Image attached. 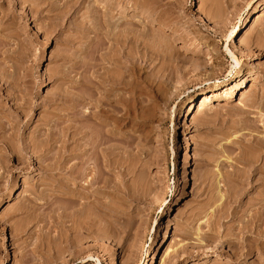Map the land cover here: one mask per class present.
I'll use <instances>...</instances> for the list:
<instances>
[{
	"label": "rangeland",
	"instance_id": "1",
	"mask_svg": "<svg viewBox=\"0 0 264 264\" xmlns=\"http://www.w3.org/2000/svg\"><path fill=\"white\" fill-rule=\"evenodd\" d=\"M45 1L0 0V123L8 124L6 120H12L9 112L11 109H24L28 116L24 118L21 128H16V132L19 133L15 135H22L25 144H33L37 139L36 136L45 133V128L49 124L47 121L51 118L55 123L58 121L57 123L62 127L74 124L71 121L73 117L78 116L76 111H80L79 115L82 111H90L92 105L89 106V103L93 101L87 100L86 108L81 102L84 97L88 98V95L92 94L93 82L88 80H94L93 75L98 77V73L103 75L104 70L100 67L105 66L106 61L102 63L100 60L106 53L100 51L101 56L104 55L101 58L97 51L99 47L97 45L102 41L100 38V41H97L100 33L106 29L111 32L116 28H119V31L120 28L124 31L125 27L138 28L136 31L131 28L128 31L131 34L135 33L136 35H133L136 37L140 33L145 34L139 37L145 39L144 41L147 40L142 42L144 45L148 44L149 48H151L150 44L155 45L158 41H161V45H165L166 48L162 46L160 48L158 43L155 47L152 46L154 50L151 51L146 46L147 51L142 42L138 41L141 39L135 37V42H138L135 47L140 45L142 47L138 48H143L142 50L147 53H141L147 62L144 59H139L140 61L137 59L139 62H136L139 65H136V68H140V71H135L138 72L136 81L137 79L140 81H137V86L140 89L142 85L146 86L149 91L147 90V94L146 87L138 90L139 96L137 93L136 99H139L134 102L137 106H133V111L137 110L135 113L138 115L139 112V115L134 114L129 118L124 116L122 121L117 123L119 128L117 127L116 131L120 130L119 133H115L111 141L105 145L111 147L115 160L123 158V161L116 162L117 165L122 162L120 166L118 165L120 171L128 170L129 172L124 171L125 175H129L132 169L133 172L129 177L128 175L127 178L123 177L124 180L121 178L124 172L119 178L114 176L117 186L123 188L121 191L117 187L116 196L113 195L114 198L109 200V202L113 200L114 206H110L111 203L108 205L109 202L105 203L107 194L103 195V193L107 192L101 189L103 191L100 192L101 202L99 199L98 201L105 210L101 206L97 208L99 210L101 207L105 213L101 211L102 209L99 210L100 214L99 211L92 210L96 206V202H93L96 198L90 197L91 200H85L89 202L87 209L84 206L85 211H93L92 214L97 212L101 221L96 214L94 215L97 218L94 216L96 218L94 219L91 212L88 216L89 214L83 212L84 209L80 215L85 213L89 219L92 217L96 220L95 227L98 225L96 222L100 221L99 224L101 222L102 224L95 230L91 227L95 232L93 235L82 231L80 235L82 238L76 239V244L72 247L67 248L61 233L68 235V238L72 234L69 238L72 239L77 238L80 231L75 230L77 224L75 226V222L73 223L68 216L67 219L65 216L61 217L66 223L60 217L58 218L64 223L58 220L57 214L64 204L60 206V203L55 201L53 206L47 208L43 202L37 201L40 205L36 206L37 215L35 217L32 214L30 219L25 218L23 213H17L22 207L19 205H22L26 199L24 203L28 205V199H34L31 197L38 196V193L47 196L52 194L55 184L50 182L46 171L40 172L34 165L29 169L25 166H19L18 169V160L10 158L14 155L20 156L17 153L11 155L2 151L0 142V154L4 157L0 158V168L2 167L0 179L3 180H0V188L2 186L4 189L0 190L3 193H0V264H44L46 260L47 264L49 262L51 264H261L263 257L257 252L242 263H235L229 258L232 257L230 255L232 248L226 245V241L235 237L234 234L238 233L237 226L242 221L247 222L255 212L261 211L258 206L261 202L259 199L264 200V184H261L264 181L262 178L264 177V16L252 28L249 39L243 38L257 14H264V0ZM49 9L53 11L50 13ZM35 10L38 12L36 13ZM106 10L112 11V14L110 12L109 15L103 14ZM110 14L115 18L109 19ZM99 21L103 22L99 24ZM130 21L135 27L127 26ZM124 22L127 24L125 25ZM119 24L123 25L119 26ZM100 26H105L106 29L103 30L104 27ZM236 28H239V39L229 43L230 35ZM139 29L144 31L139 32L141 31ZM117 30L114 31L118 32ZM227 44L231 45V50L236 53L240 65H237L225 51ZM157 46L160 50L163 48V52L169 49L171 54L168 53L169 56L163 59L167 50L165 54L161 51L160 56H163L160 57L157 54V51L160 52ZM205 46H213L218 53L214 56L205 54L203 52ZM125 48L128 53V49ZM129 50L132 52L131 50L134 49L129 48ZM135 51L133 56L139 55L140 52L137 54ZM150 52L151 55L154 53L151 59ZM191 62L201 65L199 68V65L194 64L199 70L194 69L195 66ZM95 63L101 65L96 66ZM84 66L89 70L87 71ZM191 68L194 70L191 71ZM93 70L98 73L92 74L95 72ZM239 70L241 73L237 74ZM181 72L182 74L185 72L186 76L184 74L183 77ZM247 72L250 76L245 77L244 74ZM157 73L164 77L162 81L156 78L159 77ZM84 75L89 77L86 79L89 83H85ZM243 77L247 80L246 88H243L239 94L236 92L230 103H226L223 97L233 88L234 80ZM221 83H224L225 87L219 103L217 99H213V103L204 110L190 115L189 103ZM82 85L86 86L82 87ZM83 91L87 94L83 95ZM146 94L152 97L147 99L152 104L146 101L145 98H148ZM26 102L30 103L29 105L33 104L29 106ZM217 104L221 105L217 106ZM34 105L35 111H32ZM121 114H116V117H121L118 116ZM55 116H61L59 119L62 122L56 120ZM114 117L112 116V120ZM52 122L49 126H52ZM23 126L25 133L22 132ZM37 132L39 134H36ZM33 137L35 140L32 139ZM89 137L86 139L88 140ZM86 139L84 141H87ZM124 156L127 158L126 161ZM4 160H7L6 165L2 163L5 162ZM123 164H126V168ZM122 165L124 169L121 168ZM84 167L88 168L87 165ZM260 178L263 180L261 181ZM123 185H126V190ZM81 186L82 189L80 186L77 187L81 190L76 189L77 192H85L86 195L92 192V188ZM259 192L263 194L260 195ZM125 195L133 197L129 199ZM123 197L127 198L124 199L126 203L121 200ZM52 198L54 196L50 197L51 201H54ZM104 204L115 210L113 211V218L115 217L113 222L114 220L115 222L111 226L106 225L108 223L104 221V214L107 213ZM11 209L12 212L15 209L17 215L15 212L13 214ZM222 210L224 213L221 212ZM236 211L239 214L237 212L238 216L235 217L232 213L235 214ZM11 213L14 217L9 215ZM126 215H129L128 219L135 216L134 220H136V226L133 227L130 236L125 233ZM34 219L36 221L32 223ZM84 219L87 218L82 220ZM25 222H28L26 223L28 227ZM15 224L16 227L25 225V229L27 227L25 233L28 234L18 233L19 238H16L18 234L12 232L14 229L11 230ZM71 224H74L73 229L75 228L76 232L72 230ZM107 228L109 231L106 233ZM69 229L74 232L67 234ZM97 230L106 231L103 233ZM229 231L234 237H231ZM12 233L16 235L13 236ZM226 233L227 237L230 236L228 239ZM39 238L45 240L46 245ZM36 241H40L43 245ZM36 243L40 244V247L36 246ZM59 248L63 250H60V253L57 251ZM166 249H169L167 253H165ZM50 253L52 257L58 259L48 256ZM25 258L27 262H24Z\"/></svg>",
	"mask_w": 264,
	"mask_h": 264
},
{
	"label": "bare ground",
	"instance_id": "2",
	"mask_svg": "<svg viewBox=\"0 0 264 264\" xmlns=\"http://www.w3.org/2000/svg\"><path fill=\"white\" fill-rule=\"evenodd\" d=\"M51 6H52V4H51ZM54 8H55V6H54ZM38 10H35L36 13L38 12ZM52 11L50 10V13ZM47 12H49V11H47ZM109 12L111 13L112 11H109ZM109 12L106 10L105 13H103V14L107 15ZM111 14H110L109 19L110 18H115V17H112ZM105 15H102V16L105 17ZM257 15L258 16H256V18L253 21L252 25L247 29V31H245L244 36H243L244 40H245V38L246 39H249V34H250L252 28L264 16V14H261V15L257 14ZM105 18H107V17H105ZM124 19L125 18H123V20ZM111 20L113 21L114 19H111ZM100 22L101 21H99V24H100ZM113 24H115V22ZM126 24H127V22L125 23V25ZM133 24L131 25V21H130V23H128L127 26L128 25L134 26ZM121 25H123V24H121ZM121 25L119 24V26H121ZM119 26H117V27H119ZM136 26H140V25H136ZM100 27L101 28L104 27L103 30L106 29L105 26H100ZM110 27H107V28L109 29ZM115 27H116V25H115ZM130 28L132 29V27H130ZM130 28L125 27V28H123V29H125L124 31H122V28H120L121 29L120 31H119V28H116V29L113 28L114 30H117L118 29L117 30L118 32H116V31H114L112 29H111L112 31L109 32L110 30H107L106 29V31H108V32L104 31V32H106L105 34H104V32L103 33H100V34L98 33L99 31L97 32L100 35V37H97V35H96V37L98 38L97 41H100V39L102 41L99 42L100 44H98V43H97L98 45L96 44L99 47L98 48L95 47V50H96V48L98 49L97 51H99V53H100L99 56L101 58L104 55L101 56V52L100 51H105L106 54L104 53L105 54V57H103L104 60L101 59V58H100L101 60L100 59L99 60L101 62L102 61H106L105 62V66L107 65V67H105L103 65H102L103 67L102 66L101 67L98 66V67H100V69L104 70V71H102L104 76L102 74H99L95 70H93L96 73L95 72H92V74L93 73L94 74H97L98 73V75H97L98 77H99V75H102L103 77L101 76V77L98 78L95 75H93L94 80L93 79H89L88 80L91 83L93 82L92 83V88H91V89H93L91 91L92 94L90 95L89 94L90 92H88V94H89L88 95V98L87 97L86 98L85 97L84 98L82 97L83 98V101H82V99L80 97V99H81L80 101H82L81 103H83V105L82 104L81 105L86 108V105L88 104V102H91V100H92L93 101V102H91L92 104L89 103V106L92 105V107L90 108V111L89 112L88 111H86V112L85 111L84 112L82 111V113L80 115L78 114V112H80V111H76L78 116H75L77 118L73 117V121H71V122H74V124L65 125V126L60 127L61 124L57 123L58 121L55 123V121H54L53 118H51L53 120H51L49 118L50 121L48 120L47 122H49V124H50V122L53 121L52 122V126L55 123L56 124L55 127L53 126L54 127L53 128L51 125L49 126V124H48L47 125V128H45V133L39 134L38 132H40V131H38L36 134H39V137H37V136L35 137L34 136L35 139L37 138L36 141L34 142L33 140H30V141H33L34 143L32 142L33 144H31V145L29 144L28 145V144L23 143V141H25V140L22 141V138H23V137H21L22 135L21 136L20 135H18V136L15 135V133L16 134L19 133V132H16L17 131L16 128L17 129L21 128L20 125L23 123L24 118H26L28 116V114H26L27 112L24 109L20 110L18 108L20 110L19 111L17 109H11L10 110V108H9V110H10L9 112H10V115L12 117V120L10 121L9 118H8L9 121L6 120V123L8 122V124H5L4 122H3L4 124L0 123V142L2 143V144L0 143L2 145V146L0 145L1 146V149H3L2 151H5L7 154L9 153L11 155H14L15 153H17L20 156V157H18V156L15 157V155H14V156H11V158H10V159H17L18 160L17 168L19 166H25L26 169H29L31 165H34V167L37 168L38 171H40V172L46 171L47 174H48L49 179L51 180L50 182H53V185L55 184L54 192H51L52 194H49L50 197L54 196V198H52L54 201H51L49 195L47 196L46 193H44L46 195H43V193L42 194H39L38 193V196L36 195V197H31V198H34V199H28V205H26L27 203L26 204L24 203L27 199L24 202H22L25 205H23V204L21 205L20 204L19 206H22V207L18 209V210H20V212L18 210H16V211H18L17 213H23V214H25V218L28 217V219H30L32 216H35L36 217V215H37L35 213V210L37 211V207L36 206L39 205V204H37V201L43 202L44 205L47 206V208L49 206L50 207L53 206L52 204L55 201L58 204L60 203V206L64 204V207H60L62 209L61 211H59V206L57 205L58 211L60 212V213L57 212V213H59V214H57V215H59V216H57V218L58 217L61 218V217H64L65 216V219H67V216H68L69 219L71 218L70 220H72L73 223L75 222L74 223L75 226L77 224V228L78 229L77 228L76 229L74 228V229L76 231H78V230L80 231V234L77 235L78 237L76 236L77 238L73 237L75 240L73 238L72 239H69L71 237V235H72V234H70L72 232V231H70L71 229H69L68 231L65 230V232L67 231V234H68V232H70L69 233L70 234V237L69 238H68V235H64L63 232L61 233L65 237V239H64V237H62L63 238L62 240L67 245V248H69L70 246L72 247L73 245L76 244V239H78L80 237L82 231H85V233H87L88 235H93V233H95V232L92 231L91 227H93L94 230H95V228L97 229V227H99L100 224H102V222L99 224V222L101 221L100 220V217H99V214L101 212L99 210L102 209L101 207H104L102 205V203H100L101 200L99 199L101 197L100 195H102L101 193H103V191H101V189L104 190V192L105 191L107 192V193H103V195H106L107 194L106 195L107 201L105 203H108L111 198H114L113 195H115V189L118 186L120 187V185L117 186L116 180L114 179V176L116 175V177L119 178V176L120 175L122 176L123 175V172L125 171V170L124 171H120L119 168H118L122 164V162H120L121 164L120 163L118 164L119 166L116 164V162L118 163V161H123V158H122V160L121 159L120 160H118V159L115 160V156H114L113 150L111 149V147H105V145L111 141V138L114 137L115 133L116 134L119 133L120 130L119 131L118 130L116 131V129L119 128V126H117V123L118 122L120 123V121H122V119H123L124 116H126V117L129 118L131 115H134V114L136 115L135 112L137 110L136 111H133L134 107L137 106L136 104L134 105V102H136L139 99V98L136 99L137 98L136 95L138 93V96H139L138 90H142V87L143 88L146 87V86L144 87L142 84H141L142 86L139 84L141 86V89H140L137 86L138 82H140V81L138 79H137L138 82L136 81V74H138V72L137 73L135 72L137 70L140 71L139 70L140 68L139 69L136 68L137 66H139V65L136 64V62L139 59H144V55L142 56V54H143L142 52H144L142 50L143 48L142 49H139V48L142 47L140 45H139L140 47L139 46L135 47L137 45L136 43H138V42H135V41H136V38H140L139 37L140 35H141V37H143V35H145V34L140 33L139 36L136 37V36H134V35H136L135 33H133L134 34L133 35V34H131L128 31V29H130ZM239 28H236L231 33V35H230L231 39L229 40V43L232 42V41L236 42L239 39V35H238L239 34L238 33L239 32ZM134 29H132V30L133 31H136V29H138V28H136L135 30ZM95 30H97V29H95ZM98 30H99V28H98ZM139 30H141V29H139ZM142 30L139 31V32H143L144 31V30L143 31ZM100 32H101V30H100ZM129 34H131V36ZM137 35H138V30H137ZM130 37L131 38H134V39L131 40ZM144 38H146V36H144ZM140 39L141 40H138V41H141L142 42V41L145 40V39L142 40V38H140ZM144 42H147V40L144 41ZM144 42H142L141 44L143 46H145V47L146 46L148 47L149 45L148 44L144 45ZM158 43H160L159 44L160 45L159 47L161 48V46H162L161 45V41H158ZM158 43H155V45L153 43L150 44L151 45L150 46L151 48L148 47L150 49V51L151 50H154V48L152 46L154 45V47H155ZM124 44L127 47L129 45L131 47L125 48ZM139 44H140V42H139ZM106 45H107V47H106ZM164 46H162V47L163 48H166ZM159 47H158V50H160ZM124 48L125 49H128L129 52L127 53L126 50H124ZM129 48L134 49V50H131L132 52H130ZM148 48L146 49L147 51H148ZM163 48L160 50L159 53H158L157 49L155 48L156 49L155 51H157V54L159 56L161 55L160 54L161 51L164 54L166 53V50L167 49L163 52V50H164ZM135 50H137V52H138V50H142V51L141 52L139 51L140 53L138 52L139 55L134 54L135 56H133V53H134L133 51H135ZM168 50H167V53L164 56L162 55L163 56V59H164V57H168L171 54V51H168ZM97 51H96V53H98ZM225 51L233 58V60L236 62L237 65H240V61H239L236 53H234L231 50V45L227 44L226 47H225ZM203 52L205 54L207 53V54H210V55H213V56L218 53L217 50L213 46H205ZM144 53L147 54L146 52H144ZM168 53H169V55H167ZM153 54L154 53H152V55ZM152 55H151V52H150V55H149L150 57L149 56L148 57L151 59V56ZM158 55H156V58L159 57ZM136 56H139V58L136 57ZM162 56H160V57H162ZM148 57L146 59H148ZM150 59H148V61ZM102 63H104V62H102ZM192 63H193V65L194 64L195 65L197 64L195 62H191V64ZM94 65H96V66L97 65H101V63H99V64L95 63ZM193 65H192V68L195 66V65L194 66ZM197 65H199V64H197ZM200 66L201 65H199L198 67L200 68ZM92 68H93V66H92ZM199 68H197L196 66L194 67V69H196V70H199ZM100 69H96V70L97 71L98 70L100 71ZM194 69H192L191 71H193ZM83 70H84V68H83ZM86 70L88 71L89 69L86 68ZM183 70H182V72H183ZM182 72H181V74H182ZM240 73H241V71L239 70L237 72V74H240ZM184 74H185V72H184ZM184 74H182L183 77H184ZM186 74H187V71H186ZM186 74H185V76H186ZM244 75H245V77L246 76H250V73L247 72ZM84 76H85V78L84 77L83 78L86 81V79H88L89 77L87 78L86 77L87 75H84ZM139 76H140V73H139ZM158 76H159V74H158ZM159 77L156 76V78L160 79L159 81H162L161 79L164 78L163 76L162 77L159 76ZM234 81H235V84H234L233 88H231L230 92L225 97H223L225 99L226 103H230L231 99H233V97L236 94V92H237V94H239L242 91L243 88H246L245 84H246V81L247 80L244 77L243 78H240L239 80H234ZM89 82L86 81L85 83H89ZM85 83H83V84H85ZM165 83H162V84L164 85ZM86 85H87V87L88 86L90 87V85H88V84H86ZM86 85H82V87L83 86H86ZM224 87H225V84L224 83H221V84L217 85L213 90H210L207 93H203L197 100L190 102L189 103V112H191L190 115L193 114L194 112L204 110L209 104L213 103V99H217V103H219L218 101H219L220 98H222V94H223V91H224ZM146 88H145V90L147 91L148 88L147 89ZM84 91H83V95L84 94H87V92L84 93ZM146 91H143V92H146ZM148 91H147V94H148ZM143 92H140V93H143ZM178 92H179V90H178ZM180 94H181V92H180ZM147 96H148V98H145V99H146V101H148V104H149L150 102L147 99H149L151 96H150V94L147 95ZM155 96H157V95H155ZM142 98H144V97H142ZM142 98H141V100H142ZM87 100H89V101L87 102ZM141 100H140V102H141ZM150 101H151V99H150ZM140 102H139V104H140ZM151 102H153V101H151ZM27 104L29 105L30 103H27ZM32 104L29 105V106H32ZM150 104H152V103H150ZM220 105L221 104H217V106H220ZM141 106H142V104L140 105V107ZM18 107H20V105ZM35 107L36 106L34 105L31 108V110L32 111H35ZM21 108H24V107H21ZM137 109H138V107H137ZM75 110H77V109H75ZM240 110L243 111V109H240ZM132 112H134V113L132 114ZM120 113H122V114L121 115H118V116H121V117H116L117 116L116 114H120ZM138 115H139V112H138ZM138 115H136V116H138ZM73 116H74V114H73ZM112 116L113 117L115 116L114 119H116V120H114V119L112 120ZM57 117H56V120L59 119V117L61 118V116H59L58 118ZM136 119H138V117ZM140 119H141V116H140ZM60 120L61 119H59V121ZM128 121H129V119H128ZM60 122H62V121H60ZM80 122H84V123H81L80 124ZM11 123H13V124H11ZM25 126H23V128H22V132H23V130H25ZM23 133H25V132H23ZM15 136L18 137V138L16 137L17 138V141L16 142H15ZM88 136H90V137L87 140L86 137H88ZM123 136H125V135H123ZM34 137L32 139H34ZM85 139L87 141H84ZM103 146L105 148H102ZM55 149H57V150H55ZM187 150H188V148H187ZM6 153H5V155H6ZM1 155H3V154H0V158L2 159L3 156H1ZM125 158L126 157L124 156V159ZM5 159H6V157H5ZM17 160H16V162H17ZM126 160H127V158L125 159V161ZM4 161L5 162L2 161V163H4L3 165H6L7 164V162H6L7 160H4ZM33 161H35V163ZM125 161H124V163H125ZM126 164L128 165V161L126 162ZM126 164L125 165L123 164L125 166V168H126ZM85 165H87L88 168L84 167ZM123 165L121 167L122 169H124L123 168L124 167ZM115 166L118 168V172L121 173V174H119L118 172H116V169L117 168ZM6 167H3V168H6ZM129 167H127V168L129 169ZM1 168H0V170H1ZM14 168H15V166H14ZM130 169H131V167H130ZM6 170L8 171V169H6ZM6 170H4V172ZM262 170H261V172H262ZM2 171H3V169H2ZM7 171L5 173H7ZM126 171L129 172L128 170H126ZM11 172H13V171H11ZM125 172H124V175L121 177L123 180H124L123 177H126L128 175V174L125 175ZM132 172H133V169H132V171L130 170V173H129L128 177L131 175ZM115 173H118V174H115ZM1 175H3V173ZM10 175L11 174H9V176ZM12 178L15 179L14 177H12ZM262 178H264V177H262ZM0 180L3 181L2 179H0ZM9 180H10V177H9ZM119 180H117V181H119ZM258 180H259V178H258ZM260 180L262 181L263 179L260 178ZM121 181H120V184H121ZM257 181H256V183H258ZM13 182H12V184H13ZM117 183H119V182H117ZM261 184H264V181L261 182ZM261 184H260V186H261ZM81 185H83L85 187L92 188V192L89 195L84 194L85 192L84 193L77 192V190H79L77 187L80 186V188L82 189V186ZM126 185H127V183H126ZM125 186H124V189L126 190ZM8 187H9V185H8ZM93 187H95V188H93ZM1 188L3 189L2 186H1ZM1 188H0V190H2ZM127 188H128V186H127ZM119 189H118V192H119ZM120 190L122 191L123 188H121ZM128 190H129V188H128ZM79 191H81V190H79ZM83 191H84V189H83ZM116 191H117V189H116ZM0 193H2V192H0ZM261 193L262 192H259L260 195H261ZM34 194L35 193H33V195ZM131 194H133V193H131ZM126 195H128V194H126ZM46 196L48 197V199L46 198ZM257 196L259 197V195H257ZM90 197L92 199H93V197L96 198V199H93V200H96V201H93V202H96L95 203L96 204V206H95L96 208H97V206H101L99 210H98V208L96 209L95 207L92 208V210L94 209L96 211H99L98 212L99 214L97 212L94 213V214H96L99 217V220H100L98 223L96 222V224L99 225V226L97 225L96 227L94 225L95 224L94 221H96V220H94V219H96L97 216L94 215V214H92L93 211L92 212L90 211L91 214L93 215L92 217L96 216V218L94 217V219H93L92 217H90L91 219H89L88 216H90V214H89L90 212L89 211L86 212L85 211V208H84V206H86V209H87V207H89V205H88L89 202L87 203L85 200H87V199H90L91 200ZM128 197H129V199H131L133 196L132 195L131 196L129 195ZM28 198H30V197H28ZM127 198H124L123 197L121 200H124V199H127ZM98 199L100 200V202L98 201ZM137 200H138V197H137ZM259 200H261V202L258 203L259 204L258 206H260L259 209H261V211L260 212L257 211V213L255 212L254 215H252L250 217V220H247V222H245V221L243 222L242 221L240 224L238 223L239 224V226H237L238 227V229H237L238 233L237 234H234L235 237L233 236V233L231 231H229L231 237H234L233 239L232 238H229L230 237L229 236V233H228V236L229 237H227V233H226L227 239L229 238V240L226 241V245L228 244L232 248V254H230V255H232V257L229 256V258L231 260H233L235 263H242L243 260H246L247 258L251 257L255 252H257V253H259V255H261V257H263V260H261L262 261L261 264H264V200H262V199H259ZM61 201H63V202H61ZM84 201L87 203L86 205L84 204ZM112 201H110L108 203V205L110 203L112 204L113 203ZM124 201H123V203H124ZM127 201H129V200H127ZM90 203L93 204L91 201H90ZM125 203H126V201H125ZM111 204H110V206H114L113 204L112 205ZM104 205H106V204H104ZM108 205H106V207H107V213L104 214L105 215V220L104 221L106 223H108L106 225H108V226L110 225L111 226L115 222V220L113 222V219L115 218V217L113 218V215H114V212L113 211H115V210H112L113 207L111 209V207H109ZM171 208H172V204L170 205V209ZM82 209H84L83 212H85V213H87L89 215L87 216L84 213L81 216L80 214L82 212ZM103 209L105 210V207ZM103 209L101 211H103V213H105V211ZM13 210L14 211L12 212V209H11V212L14 214L15 209H13ZM117 210L118 209H116V212H117ZM221 212L224 213L223 210ZM237 212L238 211H236L235 214L234 213H232V214L236 217V216H238L237 215ZM12 213L9 214V215H12ZM17 213H16V215H17ZM238 214H239V212H238ZM84 215H85V217H84ZM129 215H126V218H127V216L129 217ZM131 215H133V213ZM38 216H37V218H38ZM101 216H102V214H101ZM123 216H125V214ZM35 217H33V218H35ZM130 217H132V216H130ZM134 217L133 218H129V219L128 218L127 219H124V221L126 220V222H125L126 225H124V226L127 227L126 230H125V233L128 234V235L131 234L132 229H134L135 226H136L135 225L136 224L135 223L136 220H134ZM60 218H58V220ZM83 218H87V219L86 220L85 219L82 220ZM101 218H103V217H101ZM61 219L64 220V222H65V219L64 218H61ZM61 219H60V221L62 223L63 221ZM140 220H141V218H140ZM35 221H36V219H34V221L32 220V223L35 222ZM38 221L40 222L41 220L39 219ZM28 222H25V224L28 223ZM30 223H31V221H30ZM74 224H71L72 225L71 226L72 227V230H74L73 229ZM26 225L28 227V224H26ZM144 225H146V224H144ZM20 227H22V225ZM20 227L18 225L16 227V224H15L14 228H11V230L14 229L15 232L12 231L13 233H17V234L18 233L19 234L21 233L20 235H24L27 227H26V229H25V225H23L22 228H20ZM64 227L67 228V226H64ZM66 228H64V229H66ZM141 228H144V227H141ZM23 229H24V231H23ZM144 229H146V228H144ZM106 230H104V232L106 231V233H107L109 231V228H107ZM97 231L103 232L102 230L101 231L100 230H97ZM141 233H144V232L141 231ZM19 234L18 235L13 234V236L16 235V238L17 237L19 238ZM25 234H28V233H25ZM96 234H97V232H96ZM32 236H33V234H32ZM42 236H39V237H42ZM82 236H83V234H82ZM29 237H31V236H29ZM80 238H82V237H80ZM80 238H79V240H80ZM39 239H37V240H39ZM44 239H46V238H44ZM60 239H61V235H60ZM40 240H42L43 242L45 241L43 239H40ZM79 240H78V242H80ZM63 242L61 241V244ZM37 243H41V242L39 241ZM37 243H36V246H39L40 247V244L38 245ZM44 244L46 245L45 242H44ZM60 248H59V250H57V251H59V253H60V250L63 251ZM50 250L51 249L49 248L48 251L50 252ZM168 251H169V249H166L165 250V253H167ZM59 253H57V254H59ZM55 254H56V252H55ZM48 256H51L52 257L51 253ZM27 257H28V255H27ZM51 257H49V258H51ZM89 257H92V256H89ZM52 258H56V257L53 256ZM56 259H58V257ZM260 259H262V258H260ZM28 260H29V257H28ZM49 260H51V259H49ZM152 260H154V257L152 258ZM24 262H27L26 258H25V261ZM46 262H47V260H46ZM46 262L45 263L43 262V263L44 264H47ZM84 263H88V262L87 261H84ZM48 264H51V263L49 262Z\"/></svg>",
	"mask_w": 264,
	"mask_h": 264
}]
</instances>
